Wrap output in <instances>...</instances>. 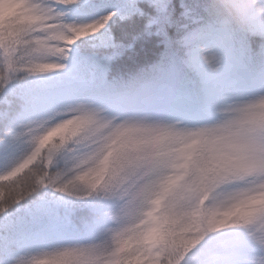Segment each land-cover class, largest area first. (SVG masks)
Instances as JSON below:
<instances>
[{
    "label": "snow or ice",
    "instance_id": "snow-or-ice-1",
    "mask_svg": "<svg viewBox=\"0 0 264 264\" xmlns=\"http://www.w3.org/2000/svg\"><path fill=\"white\" fill-rule=\"evenodd\" d=\"M10 2L13 7L0 19V93L21 72L39 75L63 69L65 66L56 58L66 57L78 40L102 34L118 14H141L157 24L162 39L169 47L165 59L171 62L170 75L177 71L171 50L172 38L165 27L170 23L166 13L169 7L167 0H116L115 11L79 26L52 23L36 0ZM56 2L73 5L79 0ZM17 16L18 19L15 18ZM248 29L251 34H245L239 40L241 49L249 57H264V18L253 17ZM201 35L212 36L224 45L226 51L231 52L233 33L218 28L189 32L177 43L191 45ZM108 46H111L110 41ZM220 59L215 52L203 54L198 49H192L187 63L193 69L202 71L204 65L210 69L211 65L220 64ZM218 102L219 96L211 88L202 101L177 90L176 108L173 110H179L189 118L204 119L211 115ZM25 104L26 100L21 95L3 98L0 151L5 154L11 152L15 139L12 126L17 113L13 108L15 106L22 110ZM225 112V118L212 126L178 128L174 124L142 119L114 123L82 104L66 113L63 121L55 126L37 124L29 127L27 131L32 136V150L10 171L0 175V182L16 177L25 169L28 171L11 185L0 183V214L19 205L39 186L50 185L70 195H91L94 191L108 194L115 182L113 161L118 154L123 155L129 149L145 153L137 157L140 169L163 163L171 171L156 178V192L145 200L147 206L140 207L134 215L126 214L124 208L136 197V191L118 190L117 196L122 203L111 214L117 227L110 229V235L104 243L42 249L20 257L15 264H188L189 260L195 264L200 253L197 246L210 233H218L232 226L258 224L256 230L264 228V214H247L233 219L235 211L220 212L208 207L207 195L193 205L190 199L185 201L181 191L180 182L195 171L203 178L211 179L215 187L238 181L227 191L234 194L237 210L244 200L264 195V192L256 191L264 187V95L232 104ZM94 122L99 123L102 129H108L100 140L93 142L96 147L83 158H78L68 173L50 174L48 166L53 154L64 142L77 137ZM54 137L58 139L54 141ZM165 141L176 147L166 148ZM149 146L164 150L146 152ZM171 153L176 155L170 156ZM149 183L152 181L145 180L141 188ZM5 189L7 195L4 194ZM6 230V226L0 225V234ZM250 235L255 240V231ZM255 241L264 247V240Z\"/></svg>",
    "mask_w": 264,
    "mask_h": 264
},
{
    "label": "trees",
    "instance_id": "trees-1",
    "mask_svg": "<svg viewBox=\"0 0 264 264\" xmlns=\"http://www.w3.org/2000/svg\"><path fill=\"white\" fill-rule=\"evenodd\" d=\"M36 2L52 23L79 26L115 11L116 0H79L77 4L61 6L55 5L58 4L56 0ZM167 3L170 23L165 27L172 38L171 50L177 68L174 75H170L171 62L165 59L169 47L162 39L158 25L141 14H118L102 34L78 40L66 57L56 58L65 66L63 69L39 75L23 72L17 75L0 93V120L3 119L5 96L12 98L16 94L26 100L22 110L13 108L17 113L12 126L15 139L10 153L0 151V175L10 171L32 150L29 127L37 124L55 126L63 121L66 113L82 104L98 109L103 118L107 114L116 115L119 118L114 123L130 116L148 122L174 124L178 128L187 127L173 110L177 90L202 101L213 86L204 79L201 71L187 63L189 47L177 41H182L189 32L216 27L205 19L199 0H167ZM3 16L0 9V19ZM245 34H251L248 28L233 33L232 58L227 61L222 76L258 87L264 82V57L253 58L244 53L239 40ZM109 41L111 46H108ZM174 78L180 84L176 91L172 83ZM0 131H3L2 124ZM57 139L53 138L54 141ZM93 148L90 140H78L77 137L64 142L53 154L48 166L50 174L68 173L78 158H83ZM24 172L0 183L11 185ZM4 194H8L7 189ZM121 203L119 196L103 191L70 195L50 185L37 187L19 205L0 214V225L7 227L0 234V264H15L20 257L31 255L33 248L38 252L59 246L104 243L110 229L117 227L111 214ZM252 227L232 226L210 233L197 246L200 253L195 264H262L264 253L250 235ZM188 264L193 261L189 260Z\"/></svg>",
    "mask_w": 264,
    "mask_h": 264
},
{
    "label": "clouds",
    "instance_id": "clouds-1",
    "mask_svg": "<svg viewBox=\"0 0 264 264\" xmlns=\"http://www.w3.org/2000/svg\"><path fill=\"white\" fill-rule=\"evenodd\" d=\"M205 19L214 27L229 33H239L246 30L253 17L264 18V0H199ZM13 5L10 0H0V9L7 12ZM27 15V13H24ZM18 19V16L15 17ZM71 35V33H68ZM219 64L210 66V70L215 72ZM108 129H102L99 123H91L86 126L81 134L77 136L78 140H90L92 143L100 140ZM166 148L176 147L167 141L164 142ZM96 147V145H94ZM164 149H152L149 146L147 151H162ZM145 153H138L129 149L123 155H117L113 161L115 182L109 195H118L120 189L125 191L132 189L137 195L125 205L126 214H135L143 206H147L146 199H150L151 193L157 190V177L162 173L171 171L163 163L153 164L146 169H140L137 164V157ZM171 153L170 156H175ZM150 159V158H149ZM152 181L145 187L141 188L144 181ZM181 191L184 194L185 201L189 200L194 205L197 200L205 195L208 196L206 205L210 208L217 209L220 212L225 210L235 211L233 219L247 214H264V195H257L253 199H247L238 206L235 205L234 194L224 192L215 187L211 179H205L200 174L193 171L186 176L181 182ZM256 191L264 192V187L257 188ZM255 240H264V228L255 230Z\"/></svg>",
    "mask_w": 264,
    "mask_h": 264
},
{
    "label": "rangeland",
    "instance_id": "rangeland-1",
    "mask_svg": "<svg viewBox=\"0 0 264 264\" xmlns=\"http://www.w3.org/2000/svg\"><path fill=\"white\" fill-rule=\"evenodd\" d=\"M202 30L204 29L198 30L197 32H201ZM186 46L189 47L187 53L188 55L192 49H198L203 54H208L209 52H215L221 58L219 68L215 72L211 71L207 67V65H204L203 70L201 71V73L204 74V79L207 82L211 83V85L213 86L212 89L215 90V92L219 96V102L213 108L211 115L204 119H195V118H189L183 112L176 110L177 114L181 116V120L183 119L185 121L184 124L187 125V128L212 126L216 123L221 122L225 118L227 114L225 110L230 105L237 103H244L260 95H264V82L260 84L258 87H250L238 82V80L230 76L227 75L222 76L223 73H225L226 71L225 67L227 66L228 51L225 50L223 44L216 41L212 36L201 35L198 39L194 40L191 45H186ZM175 85H177V83ZM176 90L177 87H175L174 91ZM174 103H175L174 107L176 108V101H174ZM93 109L98 112V109L95 108ZM105 118L114 121L119 117H117L116 115L114 116L113 114H107ZM121 119H122L121 122H123L124 120L127 119H136V118L127 116V117H122ZM238 183H239L238 181H232L229 184L221 185L219 189L224 192H227L228 190H231V188ZM258 227H259L258 224L253 225L252 227L253 231H255L256 228ZM260 248L264 253V247L260 246ZM35 252H37V249L33 248L31 254H34ZM261 263L264 264V255Z\"/></svg>",
    "mask_w": 264,
    "mask_h": 264
}]
</instances>
